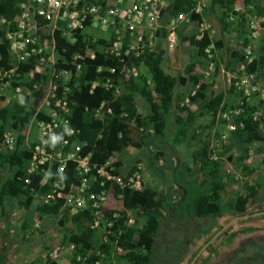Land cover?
I'll return each instance as SVG.
<instances>
[{"label": "trees", "instance_id": "16d2710c", "mask_svg": "<svg viewBox=\"0 0 264 264\" xmlns=\"http://www.w3.org/2000/svg\"><path fill=\"white\" fill-rule=\"evenodd\" d=\"M247 2L251 5L247 11L257 13L254 10V5L251 4L252 0H247ZM209 4L218 6L222 10L223 22L225 23V19L228 20V16L232 12V1L211 0ZM192 6L191 0H169L168 6L162 12L163 24L180 13L189 12ZM16 12L15 2L0 0L1 14L11 18ZM204 14L208 16V7L204 10ZM199 17L198 15H191V34L185 35L183 27L178 28L179 40L186 43L190 48V60L185 65L182 75L176 77L165 72L161 65L165 50L159 49L135 59L138 67L144 66L146 72H140L138 77L130 79L124 84L122 93L113 98L112 90L102 86L90 90L92 80L111 76L105 69L100 74H95L94 67L97 64L104 60L102 63L105 67L119 66L112 57H104V55L97 53V58L88 66L83 67L75 78V82L70 83L69 99L73 102L70 105V126L77 131L70 140L73 143L81 144V155L90 154L92 165H100L112 155L119 154L130 147L136 149L149 147L152 135L163 136L165 134L173 106L176 105L180 113H186L185 117H178L177 115L175 118L177 128L174 130V141L181 144L190 137L198 141L199 145L190 154L191 165L176 159L175 177L172 182L176 188L181 190L178 197H168L164 192L148 185H143L139 190L128 188L120 190L117 188V191L122 194L123 208L117 212L118 217L113 218V226L109 229L108 241L102 242L101 230L88 226V222L91 220L89 209L68 216L66 213L61 214L60 202L42 204L35 197L36 192H45L48 185L39 188L34 186L41 177V173L32 180V183H26L28 178L26 164L31 155V143L27 146L24 145L23 137L19 135L17 148L14 151H0V169L8 171L7 179L0 188V207L6 197L17 198L22 196L24 201L21 202V205L27 208L33 207L40 213L55 217L57 230L52 237L53 242L50 244V248L57 244H73L70 264H95L97 261L101 264H109L112 258L126 261L127 264H153L155 252L159 248L157 237L161 231V224L169 217L188 219L196 223L194 225L196 228L175 245L180 254V260L187 257L193 259L200 248L222 227L220 224L222 217L227 214L232 215V217L249 214L247 220H250L253 213L264 210V192L260 193L261 185L256 181L250 183L247 180H235L231 174L225 173L224 169L226 161L236 153V159L238 163H241L242 171L247 175L253 173L251 165L245 164V162L248 151H254L252 147L254 143H258L264 153V129H261V126L264 125V119L261 116L259 120L253 119L252 114L256 105L250 101L241 99L240 103L228 106L224 103L222 93L207 97L210 84L202 81L203 76L192 73V67L197 58L205 60L203 48L210 42L208 36L203 37L200 41L194 39L193 34L196 31L194 22ZM236 17H240L246 23L244 13L237 14ZM159 33L163 35L164 30L160 29ZM1 36L2 29L0 28ZM211 41L215 45L216 52L222 48L219 40L214 38ZM248 43V40L245 39L242 45ZM179 53L180 49L175 47L174 57L176 61L179 59ZM65 55L68 54L65 53ZM231 55L238 65L246 61L241 49L235 50ZM216 56L217 53L215 54L216 67L212 77L218 68ZM9 61L7 43L1 41L0 67L7 65ZM263 66L264 30L261 32V40L256 55L250 63H247L246 67L248 71L257 73L259 78L264 77L262 74ZM111 77L114 78V76ZM199 82L195 94L189 97L190 101L210 114L213 119H215L220 108L223 110L229 108L240 110L234 116L237 127L227 139L221 141L220 147L216 148V158L211 157L210 144L203 141L204 129L199 128L200 131L192 129L197 114L189 111L184 105H177L176 86L184 87L189 84L193 89ZM229 91H235V89L229 86ZM137 97L144 103L147 113L140 112L136 101ZM103 100L109 102L113 113L100 121L93 117L91 111ZM36 102L37 99H34V104ZM260 105L264 108V101L260 102ZM31 110L29 99L12 101L5 106L0 105V136L6 130L20 131L27 122ZM149 127L153 129L152 133L146 132ZM162 155L158 151L155 152L156 159L163 158ZM262 163L264 164V155ZM122 166V161L119 160V173L123 172ZM73 168L74 163L72 161L67 162L64 171L58 175V179L68 183L74 181ZM225 175L237 183V190L233 192L230 202H225L223 197L226 187ZM53 176L54 173L50 175V179ZM126 211H130L135 216L133 225L127 224ZM111 214V212L108 213V215ZM69 221L72 223L70 227L67 225ZM231 229L232 225L222 231L216 240L226 235ZM251 231L253 230H249L248 234ZM243 233L246 232H235L227 239L230 244V254L220 264L236 258L241 260L239 261L240 264H264V241L258 239V236H263L247 238L252 239L253 244H249L247 239L235 244V238ZM200 240H202V244L197 245V241ZM214 242L209 244L203 252L218 256L223 246L220 245L213 249ZM115 244L123 247L126 251L123 254L114 253ZM77 255H82L85 260L77 262L75 260ZM201 257L200 254L197 260ZM207 262L208 260H203L202 264H207Z\"/></svg>", "mask_w": 264, "mask_h": 264}, {"label": "built area", "instance_id": "2783aa9c", "mask_svg": "<svg viewBox=\"0 0 264 264\" xmlns=\"http://www.w3.org/2000/svg\"><path fill=\"white\" fill-rule=\"evenodd\" d=\"M15 2L17 12L13 17L0 13V42L8 46L10 61L0 67V105L12 101L29 99L32 108L27 122L19 130H6L0 136V151L12 152L17 148L19 135L23 144L31 147L27 160L26 183L41 173L35 187L47 186L42 193L34 195L42 204L60 202L61 214L68 216L89 209L90 228L101 230V241L109 239V229L113 218L123 208V189L139 190L144 185L145 161L137 157L126 172L119 173L118 154L112 155L100 165L90 163V154L81 155V144L73 143L70 138L77 131L70 126L69 99L70 83L75 82L80 70L97 58V53L112 57L118 67L100 62L94 67V73L105 71L114 76L94 79L90 90L102 86L112 90L113 98L122 93L125 83L140 74L135 59L158 50V40L163 38L168 50H174L179 40L178 28L191 26V15L200 16L194 23V39L200 41L208 36L210 42L204 46V79H210L215 71L216 48L213 42L215 26L204 14L211 0H191L193 6L189 12L180 13L163 24L162 12L169 0H11ZM232 1V12L228 21L237 14L244 13L251 36H257L264 30V14L249 13L251 8L247 0ZM160 29L164 34L159 33ZM74 47V49H73ZM245 62L239 64L238 71L229 80V86L241 94V99L250 101L256 98L258 103L252 114L259 120L264 101V85L259 83L258 74L247 70V63L255 57L251 44L241 45ZM67 53L68 55H65ZM105 59V58H103ZM264 76V66L262 67ZM200 82L194 86L181 105H189ZM138 98V97H137ZM34 99H37L34 104ZM239 109L220 108L219 120L227 124L229 131L237 127L234 116ZM113 113L109 102L103 100L91 111L95 119L103 121ZM200 131V129H197ZM147 133H152L149 127ZM224 134L211 140V157L216 158V148L225 140ZM255 157L253 150L248 151L246 161L251 163ZM74 163L75 180L68 183L58 179L67 164ZM159 164L163 159H157ZM54 173L52 179L50 175ZM57 176V177H56ZM244 194L243 191H241ZM111 212V215L108 213ZM127 224L133 225L135 216L126 211ZM68 226L72 223L69 221ZM73 244H57L44 252V257L52 264H58L62 253L72 254ZM126 250L115 244L114 253L123 254ZM75 260L83 262L85 257L77 255ZM95 264H101L97 261Z\"/></svg>", "mask_w": 264, "mask_h": 264}, {"label": "crops", "instance_id": "0c3cea01", "mask_svg": "<svg viewBox=\"0 0 264 264\" xmlns=\"http://www.w3.org/2000/svg\"><path fill=\"white\" fill-rule=\"evenodd\" d=\"M251 4L254 5V10L258 14H264V0H252ZM208 16L213 21L215 26L214 38L215 40H219L221 42L222 48L216 52L218 68L214 77L203 80L205 83L210 84L207 97H212L216 94L222 93L224 95V103L226 105H236L240 103L241 95L237 91H229V80L238 71L239 65L236 64V61L232 58L231 54L235 50H238L243 41L247 39L249 42L248 44H251L254 47L256 55V50L261 40V33L252 37L247 23H244L240 17H236L232 22H227L228 20L225 19L224 23L222 10L215 5H208ZM180 27H183V31L186 29L189 30L185 33V35L191 34V26L181 25ZM187 47V52L189 54L190 48L189 46ZM166 48L165 40L160 38L158 40V50L164 49L166 52ZM205 65L206 62L203 58H197L196 63L192 67V73L202 76V71L205 68ZM258 81L264 85V77H259ZM191 90L192 88L189 84L184 87L176 86L175 94L178 96V106H181L184 98L189 95ZM250 102L256 105L258 100L254 98L251 99ZM185 106L189 111L197 114V118L192 129H205L203 132V141L205 143L210 144L211 140L220 137L222 134L226 136L225 139L232 134V131H229L227 124L219 120L217 115L215 119H213L210 114L201 110V108L193 102ZM177 115L178 117H185L186 113H180L178 111V107L175 105L171 108V117L168 121L172 131L177 128V124L175 122ZM260 116L264 119L263 107ZM261 129H264V125L263 127L261 126ZM252 147L255 152V157L251 163H247V161L245 162V164H250V167L253 168V173L251 175H247L242 171V165L237 162L236 153H234V155L226 161L224 169L225 173L229 172V170L232 171L231 175L235 180H247L250 183L253 181L258 182L262 187L260 188V193H262L264 192V164L262 163L264 153L261 151V146L258 143H254ZM156 151L162 153V157L164 156V152L161 149H156L153 152L147 153V151L145 152V148H141L138 149V155L136 157L128 158V160L120 157L123 164V172H126L129 169L130 164L137 157H142L146 166L147 162L145 159L147 157L145 155L147 154L149 155L148 157H150L149 160L153 164L162 168L163 163L159 164L155 158ZM176 159L177 158L175 157V160ZM187 165H191V162H188ZM7 176L8 171L0 169V188L2 183L7 179ZM248 178L250 180H248ZM146 179L147 176L145 174L144 185H147L148 183ZM225 181L226 187L223 197L225 202H230L233 192L237 190V183L231 181V179H229L226 175ZM150 182L151 184H155V179ZM155 189L162 191L168 197L173 198L178 197L181 193V190L176 188L172 181H169L167 184L161 183L159 184V187ZM22 201H24V197L22 196H18L17 198L6 197L0 207V264H52L44 257V252L50 249V244L53 242L52 237L57 230V219L55 217L48 216L45 213H40L33 207L27 208L24 205H21ZM232 218H234L232 215L227 214L225 217L220 219V224L223 226ZM249 230H257L258 234L264 237V215H253L250 220L245 218L237 220L236 223L234 222L232 224V229L229 230L226 235L216 240L213 244V249H216L220 245L224 246V249H222L221 252L219 251L218 256L213 253L202 252V257L199 260L196 259L194 264H202L203 260H208L207 264H220L221 261L229 255L228 254L226 256L227 252L224 253L223 251L229 249L230 247V244L227 242L230 235L235 232H246L235 238L236 244L237 240H240L244 235H247ZM172 232L173 230L169 226L167 234H171ZM196 244L201 245L202 240L197 241ZM177 252L178 250L172 249L171 253L176 254ZM191 261L192 258L187 257L186 259L180 260L179 264H190ZM58 264H70V254L67 252L62 253L60 259L58 260ZM109 264H127V262L112 258Z\"/></svg>", "mask_w": 264, "mask_h": 264}, {"label": "rangeland", "instance_id": "374dc122", "mask_svg": "<svg viewBox=\"0 0 264 264\" xmlns=\"http://www.w3.org/2000/svg\"><path fill=\"white\" fill-rule=\"evenodd\" d=\"M188 31L189 30L186 29L183 33L185 34ZM187 46L188 45L186 43L178 40L177 45H176V47L180 49L178 61H176L174 57V50L171 51L166 48V52H165V55L163 57L162 64H161L165 72L171 75H174L176 77L183 74L184 67L190 60V56L187 52V48H188ZM140 72L142 73L146 72L144 66L140 67ZM136 101H137V105H138L140 112L145 114L146 108L142 100L139 98H136ZM196 129L197 128H194V130ZM202 138H204V133L202 135ZM174 139H175V132L171 130V127L169 126V123H168L165 134L163 136L152 135L150 146L145 147V152L147 151V153L153 152L156 149H161L164 152L162 168L158 167L156 164H153L149 160L150 157H148L149 156L148 154L145 155L147 157V158L145 157L146 158L145 160L147 162L145 166V171H146L145 174L147 176L146 181L148 182L147 183L148 186L152 188H158L159 184L161 183L167 184L169 181L170 182L173 181L175 177V170H174L175 164H176L175 157L179 159L180 161H185L186 163L191 162L190 154L192 150L199 145L198 141H196L195 139H191L189 137L185 143L177 144L175 143ZM137 153H138V149L128 148L125 151H122L121 153H119L118 156L123 159L128 160V158L136 157L138 155ZM226 173L231 174L232 171L229 170V172H226ZM153 179H155V184H151L150 182ZM248 180L250 179L248 178ZM258 235H259L258 231L255 230L251 232L250 234L244 235L242 239L237 240V243L243 242L247 238L256 237ZM216 239L214 241H216ZM172 249H173L172 242H170V244L167 247L161 246L160 248H158V251H156L154 255L153 264H179V261L181 259L180 254L178 252H177L178 254L177 253L172 254L171 253ZM222 249H224V246L222 247ZM223 252L224 253L227 252L226 256L230 254L229 249H226ZM239 261L241 260L236 258V259L229 260L222 264H240Z\"/></svg>", "mask_w": 264, "mask_h": 264}, {"label": "flooded vegetation", "instance_id": "af4514ba", "mask_svg": "<svg viewBox=\"0 0 264 264\" xmlns=\"http://www.w3.org/2000/svg\"><path fill=\"white\" fill-rule=\"evenodd\" d=\"M194 225L196 223L192 220L188 219H176L174 217H169L167 218L162 224H161V231L158 234L157 237V245L160 248L161 246L167 247L170 242H172V239L175 240L176 245L178 241H181L184 237L190 234V231L196 228ZM173 227V232L171 234H167L168 232V227ZM184 227V228H183ZM181 233H184L183 238H181ZM258 239L261 241H264L263 237H259ZM249 244H253L252 239H248ZM164 244V245H163ZM173 245V249H176L175 246ZM248 256V255H247Z\"/></svg>", "mask_w": 264, "mask_h": 264}, {"label": "water", "instance_id": "95a60500", "mask_svg": "<svg viewBox=\"0 0 264 264\" xmlns=\"http://www.w3.org/2000/svg\"><path fill=\"white\" fill-rule=\"evenodd\" d=\"M252 215H264V210H260L257 211L255 213H253ZM249 214H245L242 216H235L234 218H232L227 224L223 225L213 236L212 238L203 245V247L199 250V252L194 256V258L192 259L190 264H194L195 260L200 256V254L203 252V250L209 245L211 244L220 234L222 231H224L227 227L231 226L234 222H236L239 219H245L248 218ZM184 228V227H183ZM171 229H173V227H171ZM192 231V230H191ZM190 231V233H191ZM184 233H181V238H183ZM175 244V240L172 239V245Z\"/></svg>", "mask_w": 264, "mask_h": 264}]
</instances>
